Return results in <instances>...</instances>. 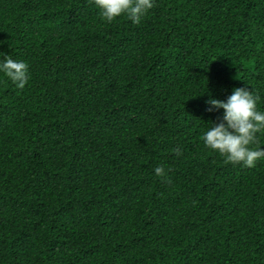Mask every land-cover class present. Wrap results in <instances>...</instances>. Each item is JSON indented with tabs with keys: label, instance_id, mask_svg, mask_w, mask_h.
I'll use <instances>...</instances> for the list:
<instances>
[{
	"label": "trees",
	"instance_id": "16d2710c",
	"mask_svg": "<svg viewBox=\"0 0 264 264\" xmlns=\"http://www.w3.org/2000/svg\"><path fill=\"white\" fill-rule=\"evenodd\" d=\"M0 53L29 65L0 74V264H264V159L201 139L209 98L264 110V0H155L138 25L0 0Z\"/></svg>",
	"mask_w": 264,
	"mask_h": 264
},
{
	"label": "clouds",
	"instance_id": "9594fccd",
	"mask_svg": "<svg viewBox=\"0 0 264 264\" xmlns=\"http://www.w3.org/2000/svg\"><path fill=\"white\" fill-rule=\"evenodd\" d=\"M99 9L101 18L111 23L119 17H126L138 25L155 6V0H89ZM0 74L11 81L16 88L23 89L29 82V65L0 53ZM207 94V93H205ZM261 97L250 88H237L225 101L209 98L208 111L222 110L219 123L209 122L201 139L206 148L226 158L227 162L253 168L264 159V148L258 145V134L264 132V110L258 108ZM256 147H253V146ZM179 157L183 153L173 150ZM157 177L166 178L163 166L156 167Z\"/></svg>",
	"mask_w": 264,
	"mask_h": 264
}]
</instances>
